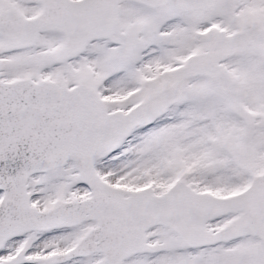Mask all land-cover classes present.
I'll list each match as a JSON object with an SVG mask.
<instances>
[{
	"label": "snow or ice",
	"instance_id": "1",
	"mask_svg": "<svg viewBox=\"0 0 264 264\" xmlns=\"http://www.w3.org/2000/svg\"><path fill=\"white\" fill-rule=\"evenodd\" d=\"M0 264H264V0H0Z\"/></svg>",
	"mask_w": 264,
	"mask_h": 264
}]
</instances>
